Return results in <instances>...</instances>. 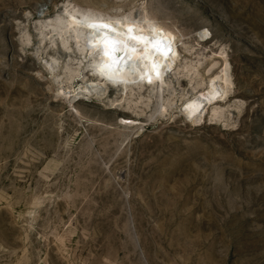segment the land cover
<instances>
[{
    "label": "rangeland",
    "instance_id": "1",
    "mask_svg": "<svg viewBox=\"0 0 264 264\" xmlns=\"http://www.w3.org/2000/svg\"><path fill=\"white\" fill-rule=\"evenodd\" d=\"M66 11L180 32L178 66L85 92L105 77ZM0 264H264V0H0Z\"/></svg>",
    "mask_w": 264,
    "mask_h": 264
},
{
    "label": "bare ground",
    "instance_id": "2",
    "mask_svg": "<svg viewBox=\"0 0 264 264\" xmlns=\"http://www.w3.org/2000/svg\"><path fill=\"white\" fill-rule=\"evenodd\" d=\"M65 14H66V17H64L65 21H58L56 26H59L60 29H62V32H61L62 34L69 33L70 34L69 36H71V38L78 44V47L83 52L86 51L88 48L86 45H87V37H88L89 29L85 25L88 22H91L93 20H98V19L110 21L112 23H116L118 21L121 29H123L127 25H135L137 30L138 31L142 30L143 34L145 35H151L152 29L155 28L157 30H162V33L166 38L173 40L172 49L175 55L172 56L170 62H166L167 66L165 69H162L163 75L159 79H157V77L153 75L152 76L153 82L149 84L146 82V78L145 80H141L140 78L141 75L143 74L142 69L136 72H130L128 68L116 75H113L112 79H117L120 76L124 75L126 79L131 80L133 81V83H137L139 85L162 86L164 85L166 77L171 72H173L178 66L180 56H181L180 54L181 36L179 35L180 32L178 33L177 31L171 28H168L166 26H163L159 23H156L152 20H138V19L129 18L126 16L112 17V16H106L103 14L96 15V14H92L88 12H77V11H71V12L66 11ZM207 36H208V33L206 32H203L201 34V38H206ZM91 54L92 55L95 54L94 47H93ZM47 66L52 73H55L57 66H58V62L56 60L48 61ZM96 79L97 81H94V83H92L91 85H87L82 90L85 92L90 90L95 94H101V90H100L101 85L106 86L107 83L105 82L103 84H100L101 80L105 78L98 77ZM119 85H123V83H119ZM230 85H231L230 68L226 64L222 67V69L217 74L213 75L208 80L206 88L204 90H201L198 93L194 94L193 96L187 98L181 104L180 106L181 113L188 121L192 123H195V124L202 123L207 109L210 106L217 103L218 101L223 100L228 96ZM61 93H63L62 95H65L66 92L63 90Z\"/></svg>",
    "mask_w": 264,
    "mask_h": 264
},
{
    "label": "snow or ice",
    "instance_id": "3",
    "mask_svg": "<svg viewBox=\"0 0 264 264\" xmlns=\"http://www.w3.org/2000/svg\"><path fill=\"white\" fill-rule=\"evenodd\" d=\"M88 29L87 47L91 55L93 47L99 57L97 65L100 76L112 80L113 75L126 67L130 72L143 70L141 80L152 83V76L162 77L163 71L175 55L173 40L166 38L162 30L152 29L151 35L138 31L135 25L123 29L119 22L112 23L102 19L85 25Z\"/></svg>",
    "mask_w": 264,
    "mask_h": 264
},
{
    "label": "water",
    "instance_id": "4",
    "mask_svg": "<svg viewBox=\"0 0 264 264\" xmlns=\"http://www.w3.org/2000/svg\"><path fill=\"white\" fill-rule=\"evenodd\" d=\"M85 64H86V63H85ZM126 69H127V67H126L124 70H126ZM168 73H170V72H168ZM115 75H116V74H115ZM94 81H97V79L95 78ZM98 82H99V81H98ZM105 82L107 83L106 86L101 85V87H100L101 95H105V92H106V88H107V87H108V88H111V89H116V88H114V87L108 82L107 79H102L100 84H103V83H105ZM92 83H94V82H92Z\"/></svg>",
    "mask_w": 264,
    "mask_h": 264
}]
</instances>
